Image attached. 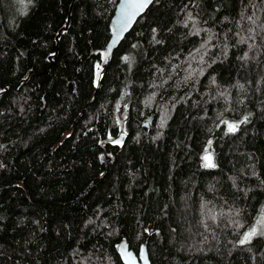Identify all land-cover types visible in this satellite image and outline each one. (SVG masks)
I'll use <instances>...</instances> for the list:
<instances>
[{
    "label": "trees",
    "instance_id": "1",
    "mask_svg": "<svg viewBox=\"0 0 264 264\" xmlns=\"http://www.w3.org/2000/svg\"><path fill=\"white\" fill-rule=\"evenodd\" d=\"M116 2L0 0V264H264V0Z\"/></svg>",
    "mask_w": 264,
    "mask_h": 264
},
{
    "label": "snow or ice",
    "instance_id": "2",
    "mask_svg": "<svg viewBox=\"0 0 264 264\" xmlns=\"http://www.w3.org/2000/svg\"><path fill=\"white\" fill-rule=\"evenodd\" d=\"M18 2L20 4H24L25 0H18ZM28 3H31V0H27ZM152 3V0H123V3L120 6V18L117 21V28L114 30L115 31V35L113 38V44H115L122 36V34L124 32H126L132 25L133 21L136 19V17L138 15H140L145 8L148 7V5ZM188 21L193 23V26L195 27L196 21L193 20L192 14L188 13ZM249 19H251V17H249ZM185 26H187V22L185 23ZM153 33L156 32V29L152 30ZM200 31V29H196V32L198 33ZM195 34V33H194ZM153 39L155 40V35L153 36ZM157 43H159V41H156ZM136 45H133V47H135ZM250 48L252 47V45L249 46ZM109 52H110V48H109ZM105 57H107L108 53H104L103 54ZM130 58L125 56L124 60L128 61ZM243 59H248V54L245 53V56L243 57ZM98 69L100 68V65L97 64L96 66ZM97 78H99V73L97 74ZM240 88L243 89L244 85L241 84ZM249 121V116L245 115L244 118L242 120H240L239 122H229L227 120H223L222 123H224L227 127V133L226 134H234L235 132H237L240 128V125L245 124ZM114 143H121L120 140H116L114 141ZM212 146V141L209 140L208 141V146L204 149V154L201 157L202 160V167L206 168V169H214L217 167V164L214 161L213 155L212 153L209 151V149ZM2 147V146H0ZM233 180V184L234 186L236 185V178H231ZM202 207H205V205H202ZM237 215H239V213H236ZM210 219H212L213 221H215L216 216L215 215H210L209 216ZM264 236V215H262L255 223L254 226H252L249 230H247L244 234H243V238L239 241V243L241 245L249 243L253 237L255 236ZM122 255L124 257L125 260V264H135V261L132 258L131 253L127 252L126 249H122ZM141 258H143V254H141ZM144 264H147V260L145 259Z\"/></svg>",
    "mask_w": 264,
    "mask_h": 264
},
{
    "label": "water",
    "instance_id": "3",
    "mask_svg": "<svg viewBox=\"0 0 264 264\" xmlns=\"http://www.w3.org/2000/svg\"><path fill=\"white\" fill-rule=\"evenodd\" d=\"M152 2H153V0H152ZM122 3H123V0H117V2L115 4V7L113 9V12H112L110 21H109L110 37H109V40H108V42L106 44V47H105V50H104V53H106V52L108 53V55L106 57L107 61L110 60L113 50L119 45L121 40L131 30V28L136 23V21L146 12V10L151 5V3H150L148 5V7L145 8L144 11L140 15H138L136 17V19L133 21L131 27L126 32H124L122 34L121 38L115 44H113V38H114V35H115V31L114 30L117 28V21L120 18V6H121ZM109 48H110V52H109ZM150 122H151V118H146V119H143L141 125L144 127V126L149 125ZM102 142L106 143L107 140H103ZM122 249H126L127 252L131 253L132 258L135 261V264H144L145 259L147 260V264H151L150 260H149V257H148V252H147V248H146V244L145 243H140L138 248H137V251H134V249H132L130 247V245H129V243H128V241L126 239H122V240H120L118 242L116 251H117V254H118L119 259L121 260V262L123 264H125V260H124V257L122 255V251H121ZM141 254H143V258H141Z\"/></svg>",
    "mask_w": 264,
    "mask_h": 264
},
{
    "label": "rangeland",
    "instance_id": "4",
    "mask_svg": "<svg viewBox=\"0 0 264 264\" xmlns=\"http://www.w3.org/2000/svg\"><path fill=\"white\" fill-rule=\"evenodd\" d=\"M123 120V119H122ZM262 215H264V207L262 208V211H261V213H260V215H259V218L262 216ZM258 218V219H259ZM255 225V224H254Z\"/></svg>",
    "mask_w": 264,
    "mask_h": 264
}]
</instances>
